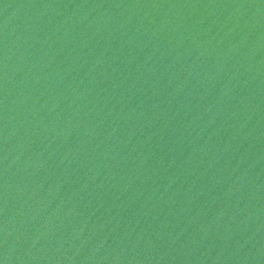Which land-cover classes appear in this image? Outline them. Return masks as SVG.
Segmentation results:
<instances>
[{"label":"water","instance_id":"1","mask_svg":"<svg viewBox=\"0 0 264 264\" xmlns=\"http://www.w3.org/2000/svg\"><path fill=\"white\" fill-rule=\"evenodd\" d=\"M0 264H264V0H0Z\"/></svg>","mask_w":264,"mask_h":264}]
</instances>
